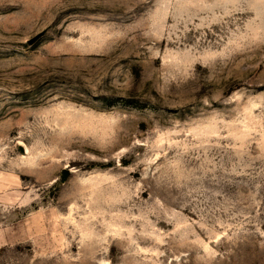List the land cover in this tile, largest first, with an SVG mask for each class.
<instances>
[{
	"label": "rangeland",
	"instance_id": "rangeland-1",
	"mask_svg": "<svg viewBox=\"0 0 264 264\" xmlns=\"http://www.w3.org/2000/svg\"><path fill=\"white\" fill-rule=\"evenodd\" d=\"M0 264H264V0H0Z\"/></svg>",
	"mask_w": 264,
	"mask_h": 264
}]
</instances>
